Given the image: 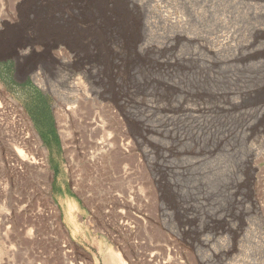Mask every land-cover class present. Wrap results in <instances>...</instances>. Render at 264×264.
I'll return each instance as SVG.
<instances>
[{"label": "rangeland", "instance_id": "obj_1", "mask_svg": "<svg viewBox=\"0 0 264 264\" xmlns=\"http://www.w3.org/2000/svg\"><path fill=\"white\" fill-rule=\"evenodd\" d=\"M0 120V264H264V0H0Z\"/></svg>", "mask_w": 264, "mask_h": 264}, {"label": "bare ground", "instance_id": "obj_2", "mask_svg": "<svg viewBox=\"0 0 264 264\" xmlns=\"http://www.w3.org/2000/svg\"><path fill=\"white\" fill-rule=\"evenodd\" d=\"M99 4H100V3H99ZM130 4H132V3H130ZM122 17H123V16H122ZM120 20H121V19H120ZM126 20H127V19H123V20H122L123 22H125V23H124V26H125L124 28H127V27L129 26V25H128L129 22L127 23ZM131 25L133 26V23H132ZM144 26L147 27V24H144ZM41 28H42V27H41ZM41 28H40V29H41ZM44 28H45V29H44L45 31H44L43 33H46V31H48V29L46 30V26H44ZM128 29H129V27H128ZM124 30H125V29H124ZM124 30H123V33H124ZM128 31H129V30H128ZM125 33H126V32H125ZM231 37H232V36H231ZM229 39H230V38H229ZM227 40H228V38H227ZM40 82H42V81H40ZM38 85H40V83H39ZM41 86L43 87L42 84H41ZM21 116H22V115H21ZM2 119H3V118H2ZM0 121H1V120H0ZM21 121H22V119H21ZM23 121H24V120H23ZM25 121H26V119H25ZM25 121H24V122H25ZM4 122H5V121H4ZM0 124H3V123L1 122ZM4 124H5V123H4ZM4 124H3V126H5ZM27 125H28V122H27ZM3 126H2V127H3ZM6 126H7V125H6ZM4 130H5V128H4ZM4 130H2L1 125H0V139L3 138V136H4V133H5ZM27 130H28V129H27ZM31 133H32V132H31ZM31 133H30V134H31ZM2 135H3V136H2ZM18 135H20V134H18ZM21 135H22V134H21ZM25 135H26V133H25ZM31 135H32V136L29 135L30 137L28 136V137H29L28 139H30L31 137H33L32 139H35V140H34V141H35V142H34V145L36 146V148L39 147L40 150L43 151L42 148H41L40 145H39V142L36 140V136H35V134L32 133ZM66 136H67V134L65 135V137H66ZM17 137H18V136H17ZM26 137H27V136H26ZM23 138H24V137H23ZM23 138H21V137L19 136V140H22ZM17 139H18V138H17ZM25 139H26V138H25ZM17 141H18V140H17ZM29 141H31V139H30ZM29 141H28V142H29ZM22 142H24V141H20L19 143H22ZM25 142L27 143V141H25ZM102 142H103V141H102ZM31 143H32V142H31ZM19 148H20V147H19ZM34 148H35V147H34ZM36 148H35V149H36ZM11 150H12V149H11ZM37 150H38V149H37ZM15 151H16L18 154L20 153V150H16V149H15ZM38 152H40V151H38ZM10 153H11V152H10ZM12 153H14V152H12ZM40 153H41V152H40ZM5 154H6V153H5ZM41 154H42V153H41ZM41 154H40V155H41ZM4 156H5V155H4ZM6 156L8 157V155H6ZM42 156H43V155H42ZM10 157H11V156H10ZM10 157H8V160L11 159ZM35 158H36V157H35ZM1 159H2V158H1V156H0V161H1ZM36 159H37V158H36ZM21 161H25V160H21ZM21 161H20V162H21ZM40 161H42V160H40ZM1 162H2V161H1ZM26 162H27V161H26ZM26 162H25V163H26ZM38 162H39V161H38ZM13 163H14V162H13ZM15 163H16V160H15ZM35 163H36V160L31 159V161H28V162H27V165H29V166L32 167L31 164H35ZM10 164H11V163H10ZM18 164H19V163H18ZM18 164H17V165H18ZM23 164H24V163H23ZM38 164H39V163H38ZM41 164H42V167H41V165L39 164L40 167H35L34 169L37 170L39 173H41V174H43V175L45 176V174H48V173H47V168L45 167V165H44L43 163H41ZM5 165H6V164H5ZM5 165H4V166H5ZM20 165H21V163H20ZM36 165H37V163L35 164V166H36ZM6 166H7V165H6ZM10 166H11V165H10ZM12 166H13V165H12ZM14 166H15V165H14ZM16 167H17V166H16ZM19 167H20V166H19ZM23 168H24V167H23ZM15 169H16V168H15ZM20 169H21V168H20ZM24 169H27V168H24ZM24 169H23V170H24ZM32 169H33V168H32ZM23 170H22V171H23ZM31 171H32V170H31ZM18 172H19V171H18ZM20 172H21V171H20ZM23 172H24V171H23ZM29 172H30V171H29ZM20 174H21V173H20ZM22 174H23V173H22ZM41 174H40V175H41ZM35 175H36V174H35ZM43 175H42V176H43ZM17 177H18V176H17ZM107 261L109 262V264H124V263L121 262V260L119 259V257H118L117 255H115V256H114V255H111V256L107 257Z\"/></svg>", "mask_w": 264, "mask_h": 264}]
</instances>
